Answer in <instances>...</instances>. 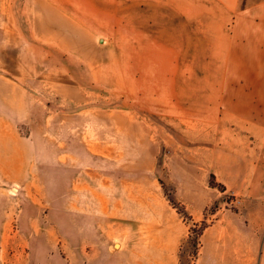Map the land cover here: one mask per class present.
Wrapping results in <instances>:
<instances>
[{
  "label": "rangeland",
  "instance_id": "1",
  "mask_svg": "<svg viewBox=\"0 0 264 264\" xmlns=\"http://www.w3.org/2000/svg\"><path fill=\"white\" fill-rule=\"evenodd\" d=\"M169 2L0 0V264H197L243 206L201 181L203 137L220 90L264 79V23L204 38Z\"/></svg>",
  "mask_w": 264,
  "mask_h": 264
},
{
  "label": "crops",
  "instance_id": "2",
  "mask_svg": "<svg viewBox=\"0 0 264 264\" xmlns=\"http://www.w3.org/2000/svg\"><path fill=\"white\" fill-rule=\"evenodd\" d=\"M167 1L172 7L191 8L189 21L202 24L196 28L206 33L204 38L226 35L228 23L238 22L244 12L257 15L250 23H264V0ZM50 22L54 27L43 26L44 32L51 31L53 38L64 44H74L68 37H57L60 25ZM229 83L220 90L210 138L203 137L201 181L207 182L212 173L223 186L215 187L214 197L233 194L243 206L214 213L216 218L200 233L197 264H264V79ZM89 194L105 216L115 213L110 211L111 204L121 206L119 200L92 191ZM208 204L191 211L195 220L203 219Z\"/></svg>",
  "mask_w": 264,
  "mask_h": 264
},
{
  "label": "trees",
  "instance_id": "3",
  "mask_svg": "<svg viewBox=\"0 0 264 264\" xmlns=\"http://www.w3.org/2000/svg\"><path fill=\"white\" fill-rule=\"evenodd\" d=\"M211 176L214 177L213 175H211ZM219 185H220V187H223L221 184H219ZM202 229H203V228H202ZM201 232H202V230H201ZM201 232H200V233H201Z\"/></svg>",
  "mask_w": 264,
  "mask_h": 264
}]
</instances>
